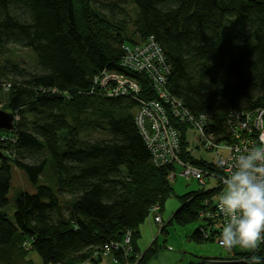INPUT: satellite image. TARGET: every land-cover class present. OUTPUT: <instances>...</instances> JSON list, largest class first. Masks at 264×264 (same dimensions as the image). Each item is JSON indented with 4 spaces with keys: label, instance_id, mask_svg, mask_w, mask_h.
<instances>
[{
    "label": "trees",
    "instance_id": "1",
    "mask_svg": "<svg viewBox=\"0 0 264 264\" xmlns=\"http://www.w3.org/2000/svg\"><path fill=\"white\" fill-rule=\"evenodd\" d=\"M150 37L169 67L167 95L195 118L204 115L206 133L220 135L230 110L262 107L264 0H0V55L13 44L38 64L35 73L9 79L18 63H0V91L7 88L2 110L16 117L13 130L0 131V207L8 204L13 167L35 188L18 194L13 220L0 211V264H33L30 251L42 264L97 262L94 252L122 243L128 231L129 249L111 250L113 260L144 264L159 251L155 239L138 251L139 226L173 193L172 166L153 162L135 120L142 102L156 97L148 74L121 65L125 47ZM110 72L133 79L139 91L108 95L95 79ZM175 126L182 158L216 171L184 124ZM214 192L203 187L180 195L160 231L211 210L206 201ZM205 226L191 237L210 240ZM253 254L264 257V242L255 253L235 248L226 258L185 264H249Z\"/></svg>",
    "mask_w": 264,
    "mask_h": 264
},
{
    "label": "built area",
    "instance_id": "2",
    "mask_svg": "<svg viewBox=\"0 0 264 264\" xmlns=\"http://www.w3.org/2000/svg\"><path fill=\"white\" fill-rule=\"evenodd\" d=\"M124 50L122 67L147 73L151 87L156 94V97L149 102H142L135 115L140 133L152 154L153 162L161 166H172L168 172L170 181H173L178 175L192 177L203 185H206V181L216 179V184L209 188L215 189L214 195L210 201H206V204L210 203L213 208L207 211L205 216L218 223L221 226L219 231L221 232L223 224L227 220V217L221 214L218 203L219 194L224 188L223 181L232 170L231 166L239 154L253 147H264V103L262 107L252 110V112L230 110L226 116L222 133L218 136H215L214 133L208 134L205 127L209 121L204 115L195 118L181 106L178 100L167 95L164 84L169 67L166 65L161 47L155 39L150 37L141 45L125 47ZM95 83L108 95H122L139 91V84L122 73H103L97 76ZM167 112L173 122L169 120ZM177 123L184 124L187 134L189 131L192 132L190 143L195 144L199 151L215 152L217 155L221 150L227 151L225 156L220 154L218 157H211L210 161L215 164L216 171L205 169L182 158L180 153L181 131L175 126ZM159 210L158 205L152 206L150 215H154L153 218L156 222L163 223L160 213L158 214ZM218 237L220 238V233ZM129 245L130 231L122 243L107 244L101 251L94 252V256L107 257L111 254V250L123 247L126 251L129 249Z\"/></svg>",
    "mask_w": 264,
    "mask_h": 264
},
{
    "label": "rangeland",
    "instance_id": "3",
    "mask_svg": "<svg viewBox=\"0 0 264 264\" xmlns=\"http://www.w3.org/2000/svg\"><path fill=\"white\" fill-rule=\"evenodd\" d=\"M122 4V3H120ZM125 4V3H124ZM122 6L126 7L128 10L127 12L131 15V17H134V14L131 11L130 4L126 2L125 5L122 4ZM121 15V14H119ZM126 18H129L127 15ZM10 61V65H13L12 62H17L18 63V68L15 69L13 72H8L7 77L10 79L12 77H15L17 79L22 78L24 72H29V73H35V71H38V64L35 62V56L31 51H29L27 48H21L19 46L15 45H9L7 46V51L6 53H2L0 55V63L3 61ZM8 63V64H9ZM18 70V72H17ZM5 80V76L1 77L0 76V82H3ZM6 90L7 88L3 86L2 90L0 91V109H2L3 106L2 103L5 101L6 98ZM192 132H188V138L191 140ZM227 151L221 150L218 155L222 154L225 156ZM210 155H207L209 158L213 157H218L217 153L215 152H210L208 153ZM211 156V157H210ZM12 177H11V186L8 190V204L5 206L0 207V211L4 212L7 214L8 218L13 220L14 218V212L16 210V203L15 199L18 196L21 191L24 192H30L33 193L35 192L34 185L31 184V182L27 179V175L25 172L18 167H13L12 168ZM47 178V177H46ZM46 178L43 176L41 177L42 180H46ZM216 182V179H212L210 181H206V185L200 184L196 179L190 177L187 178L182 175H178L177 178H175L173 181H171V185H173V193L170 195V197L167 199L165 202V207L168 208V204L172 203L174 206L175 211L179 205H180V200L179 197L180 195H183L187 192H190L191 190H198L201 188H206L209 189L212 187ZM51 186L53 183H50ZM61 198L64 199L66 198V194H61ZM63 201V200H62ZM207 212V211H206ZM203 212L202 215H199V218L192 221L189 224H184V225H178L174 221L171 222L170 224H166V229L167 231L165 233L161 232L160 227L162 224L166 223L169 218H166L167 213L165 212L162 215V218L164 219L163 223L156 222L158 228L156 227L158 233V245L159 248H165V251L167 250H174L178 252L181 256H183V260H185V263L193 262L198 259H203L204 257H210V258H215V257H223L226 258L228 256L233 255V249L232 250H226L222 248L218 244V239L219 237L216 236L215 232H219L221 230V226H219L218 223L211 221L210 224H207L208 221L206 219L205 213ZM161 214L162 212L159 210L158 214ZM150 215V214H149ZM153 215V214H151ZM154 216V215H153ZM148 218V217H147ZM146 218V219H147ZM153 218V217H152ZM155 220V219H154ZM206 225V232L208 235H210L212 238L210 240H204V241H197L194 238H192V233L199 228V226ZM144 238V237H143ZM141 239V238H140ZM141 241V240H139ZM28 258L32 260L33 264H42V259L41 257L37 254L36 251H30L28 253ZM111 256H101L97 262H93L91 260H86L84 263L81 264H115L110 261ZM109 262V263H108ZM183 263V264H185ZM116 264H126V263H121L118 262Z\"/></svg>",
    "mask_w": 264,
    "mask_h": 264
},
{
    "label": "clouds",
    "instance_id": "4",
    "mask_svg": "<svg viewBox=\"0 0 264 264\" xmlns=\"http://www.w3.org/2000/svg\"><path fill=\"white\" fill-rule=\"evenodd\" d=\"M231 168L218 197L220 212L227 217L219 244L255 253L264 242V147L245 150ZM249 264H264V257L253 254Z\"/></svg>",
    "mask_w": 264,
    "mask_h": 264
},
{
    "label": "crops",
    "instance_id": "5",
    "mask_svg": "<svg viewBox=\"0 0 264 264\" xmlns=\"http://www.w3.org/2000/svg\"><path fill=\"white\" fill-rule=\"evenodd\" d=\"M165 204L163 206L164 208L161 211L162 213L160 215L162 218V215L166 212L167 213L166 218L170 219L171 214L174 212L173 211L174 205L170 203L167 206L168 208H166ZM152 217L153 215H149L148 218L139 226L140 236H139V239L137 240L138 241L137 247H138V251L140 252H143V250H145L150 245V243L154 241L153 239L155 240L158 239V236H157L158 231L156 229V227L158 228V226L154 218ZM163 222H164V219H163ZM157 244H158V240H157ZM162 247H165V246H162ZM162 247L159 248L158 249L159 251L154 256H152L148 261H146V263L144 264H183L185 263V260H183V256L178 254V252L174 250L165 251V248H162ZM107 256H111V255H107ZM110 261L115 264L120 262V261L117 262L113 260L112 256L110 258ZM121 263H124V262H121ZM126 264H130V263H126Z\"/></svg>",
    "mask_w": 264,
    "mask_h": 264
},
{
    "label": "water",
    "instance_id": "6",
    "mask_svg": "<svg viewBox=\"0 0 264 264\" xmlns=\"http://www.w3.org/2000/svg\"><path fill=\"white\" fill-rule=\"evenodd\" d=\"M16 117L6 110L0 109V131H11L14 129L13 124ZM2 152L0 150V156H2Z\"/></svg>",
    "mask_w": 264,
    "mask_h": 264
}]
</instances>
